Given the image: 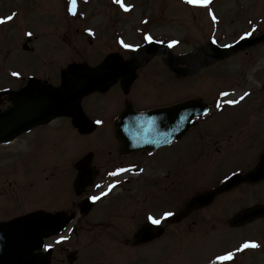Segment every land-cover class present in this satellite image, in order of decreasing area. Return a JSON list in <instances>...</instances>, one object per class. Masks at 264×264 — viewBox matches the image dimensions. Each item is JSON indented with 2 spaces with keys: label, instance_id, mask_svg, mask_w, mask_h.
<instances>
[{
  "label": "flooded vegetation",
  "instance_id": "af4514ba",
  "mask_svg": "<svg viewBox=\"0 0 264 264\" xmlns=\"http://www.w3.org/2000/svg\"><path fill=\"white\" fill-rule=\"evenodd\" d=\"M223 14L227 33L231 37L250 33L249 36L253 38L264 32V0H227ZM258 45L250 49L257 48ZM131 57L122 54L123 61ZM149 65L144 68L147 69ZM142 69L139 68L133 74L130 80L132 84L138 79ZM261 75L262 92L264 74ZM145 77L149 80L155 78L156 74L151 73L149 68ZM49 79L46 71L37 81L21 76L18 86L24 89L32 85L35 91L42 86L49 87ZM153 84L160 86L161 83L154 81ZM110 88L111 86L108 90ZM92 98L93 96L81 100L79 111L90 119L92 130L106 133L92 156L90 154L84 159H69L67 153L54 156L57 146L49 147V144L62 134L61 129H50L51 125H45L34 128L16 140L26 143V152H39L37 161L30 167L13 169L23 160L19 157L22 153L18 155V159H0V227L11 226L32 217L40 218L37 233L42 236L44 243L42 264H122L130 251L140 247L181 240L198 233L212 234L221 229L231 232L248 228L254 231L261 229L264 219L240 229L233 228L231 222L249 207L264 204V181L259 184H237L219 194L211 205L194 211L182 221L171 222L169 217L165 218V214H175L183 208L184 194L206 191L225 179L246 175L258 168L264 153V110L257 112L255 123L258 124L250 125L246 121H237L241 111L245 110L243 108H216L212 112L210 107V114L198 120L181 141L157 151L145 150L133 155H122V146L116 135L119 125L115 121L126 106L132 105L138 111H148L167 106L169 101L166 96L152 102H139L134 98L120 100L119 96L104 98L99 94L95 96L93 103L90 101ZM98 101L102 102L100 108L92 110V105ZM1 102L5 109L9 108L10 101L7 97ZM114 102L118 105L115 109L112 107ZM89 103L91 104L88 105ZM218 117L229 121L228 125L232 129L219 135L224 126L215 124ZM64 120L66 122L63 126L77 127L71 118ZM249 143L250 154L246 159L222 157L224 153L241 149ZM44 145L47 146L46 149ZM211 157L218 161L214 163ZM121 169L125 171L121 172ZM214 169L220 170L215 173ZM127 174L131 175L129 179H126ZM58 177H63L59 183L67 189L64 194L52 197L50 190L42 189V196L50 197L46 202L40 200L41 197L33 199L28 196L35 187L36 180L52 185ZM137 179L142 180V184L134 183ZM111 183H117V187L107 198L100 200L98 204L83 203L97 196L106 184ZM122 195L126 196V200L118 201ZM150 195L167 196L175 204L155 211L140 210L139 202ZM110 199L113 201L108 209L103 214L96 215L95 208ZM107 211L111 213L108 214ZM149 216L161 220L160 225H154L148 231L149 236H157L161 232L163 236L146 244L136 245L141 229L151 224ZM98 217L100 219L94 220ZM57 230L59 232L55 234ZM262 235L261 232L259 237H254L259 247L252 254L260 252L262 256Z\"/></svg>",
  "mask_w": 264,
  "mask_h": 264
},
{
  "label": "rangeland",
  "instance_id": "374dc122",
  "mask_svg": "<svg viewBox=\"0 0 264 264\" xmlns=\"http://www.w3.org/2000/svg\"><path fill=\"white\" fill-rule=\"evenodd\" d=\"M87 1L76 0L75 3L78 17L87 14L85 21L75 18L71 20L73 15L72 0H0V16L6 15L7 22L11 24L5 28L3 24H0V87L6 80L15 91L19 90L15 81L11 79L9 81L5 76H1L3 68H7L8 71L17 69L24 75L36 73L41 76L46 71L51 77L50 83L58 84L59 72L64 67L85 62L92 67L97 62L104 60L101 58L102 55L116 51L119 53L117 49L111 50L112 46L116 47V42H118L113 38L114 35L121 34L132 43H139V38H132V31L126 29V24L135 16L138 20L132 21L133 24H137L139 18H144L140 28L141 33L157 35L165 41H179V44L173 48L175 55L188 53L190 55L195 49L207 46L210 35L215 33L211 31L206 10H204L205 12L194 11L183 6L177 0H120V2L115 0L117 2L115 12L106 7L101 0H91L90 4H85ZM225 5V1L219 4V10L216 6L220 16L222 12H225ZM125 8L129 10L125 11ZM9 16L13 18L9 20ZM0 20L3 18L0 17ZM127 26L134 27L131 23ZM83 28L91 29H87L84 36L80 37L84 33ZM127 28L129 29V27ZM27 30H30L35 37L34 42L33 38L31 43H28L24 38ZM24 31L25 33H23ZM17 34H20V37ZM236 37L232 36L230 40H234ZM133 39L135 40L132 41ZM108 41L109 43L105 45L104 42ZM25 44L32 52L23 51L22 47ZM157 57L152 61L150 67V72L156 74L157 81L153 78L146 80L147 69L143 68L145 69L144 73H142L143 69L139 71V77L128 95L124 94L126 90L115 87L107 94L106 98L119 96L120 100L134 98L139 102H152L156 98L166 96L167 100L176 101L179 97L188 96V99H192L201 96V93L202 95L210 93L208 96L210 99L205 100L213 103L220 97V94L217 95L222 90L236 88L239 93H242L244 90L250 89L253 91V96L242 104L241 108L245 110L241 111L237 121L239 123L246 121L250 125L258 124L255 123L257 112L264 110V91H258L262 87L260 86L263 81L261 74H264V43L254 49L238 51L225 59L224 62L213 64L196 75L183 79L176 78L169 69H166L159 56ZM186 61L191 62V56L187 57ZM191 63H198V61L193 60ZM183 64L186 65V62ZM246 78H251V87H238L246 83ZM154 81L161 82L160 86L154 85ZM136 87L139 88L136 89ZM213 88L214 90L211 91ZM132 91L134 92L132 93ZM2 97L4 96H1L0 99ZM95 100L94 97L90 99L93 103ZM101 104L102 102L98 101L97 104L92 105L91 109L100 108ZM117 106L116 102L112 105L114 109ZM65 122L63 119H59L52 124V128L49 127L55 130L61 129L62 133L49 144V147L57 146L55 148L57 151L53 152L54 156L67 153L71 159H78L95 149L97 143H100L106 134L105 132H83L74 127L68 128L63 126ZM229 123V121H223L221 117L217 118L215 124L224 126L219 135L232 129L228 125ZM25 145L26 143L24 144V141L21 140L10 147L3 148V151L0 149V159H18V155L22 153L19 157L23 160L13 169L30 167L37 161L39 152H26ZM249 146L250 143L241 149L224 153L222 157H225L224 159H246L250 154ZM44 147L46 149L47 146L44 145ZM215 161L218 159H214V163ZM219 170L214 169L215 173ZM62 180L63 177H58L52 185H46L44 181H41V184L36 180L35 187L31 189L28 196L33 199L41 197L40 200L46 202L50 200V197L42 196V189L50 190L52 197L64 194L67 189L59 183ZM142 182L137 179L134 183L142 184ZM158 188L157 186L156 189ZM122 200H126L125 195H122L118 201ZM112 201L113 199H110L98 205L95 208V214H103ZM139 204L142 211H155L162 207L172 206L175 202L167 196L150 195ZM107 213L109 214L111 211H107ZM98 219L100 218L94 220ZM261 232L264 241V225L257 231L244 229L236 232L221 230L212 234L198 233L181 240H168L153 246L132 250L129 255L124 257L122 264H202L229 247L237 249L239 246L237 241H243L246 237H259ZM246 258L250 264H264V258L260 254H248Z\"/></svg>",
  "mask_w": 264,
  "mask_h": 264
},
{
  "label": "water",
  "instance_id": "95a60500",
  "mask_svg": "<svg viewBox=\"0 0 264 264\" xmlns=\"http://www.w3.org/2000/svg\"><path fill=\"white\" fill-rule=\"evenodd\" d=\"M264 36L260 39L247 42L251 45L256 42L263 41ZM152 52V51H149ZM168 54L169 66L179 75L186 76V71H180L175 68L176 60ZM224 52L218 51L216 58L224 57ZM137 64L133 61L125 66H120L115 63H110L103 66L100 69L92 71L74 72V76L71 81L65 82L63 91L55 90H41L40 94L34 96L30 89L24 90L22 93H16L12 95L14 107L7 112L0 113V141H10L21 133L31 129L37 124L47 123L51 119L57 116L71 115L77 120V124L84 130L88 129L86 122H84L77 114V107L80 99L95 90L107 86L109 83L115 82L121 77L129 76L136 68ZM116 68H119L116 70ZM113 70L114 73H108L107 70ZM197 103L189 102L184 105L177 106L168 110H158L146 117H164L169 114H177L183 108H193ZM176 111V112H175ZM179 114V113H178ZM195 115H190L192 118ZM142 122H145V117L138 116ZM163 123V122H161ZM191 121L187 118L181 122L182 126L179 130H182L190 125ZM183 130V131H184ZM174 134H176L175 131ZM182 136V134H181ZM223 188H227L226 186ZM229 188V187H228ZM217 193H211L205 196H199L193 199L184 211V214L180 218L189 214L195 207L203 206L210 203ZM264 216V208H254L246 213L244 217L237 219V222H249L255 218ZM35 220L23 223L21 227L13 228H0L1 237L6 236L15 237L12 242H0V264H32V260L28 259V255L35 252L38 247H35V239L31 242L26 238V234L19 232V228L26 229L30 227ZM18 234L23 235V239L18 237ZM142 236V235H141ZM140 236V237H141ZM39 236L37 235V238ZM146 235L141 237L139 242H145ZM40 259L37 260V264H40Z\"/></svg>",
  "mask_w": 264,
  "mask_h": 264
},
{
  "label": "snow or ice",
  "instance_id": "6c2138e0",
  "mask_svg": "<svg viewBox=\"0 0 264 264\" xmlns=\"http://www.w3.org/2000/svg\"><path fill=\"white\" fill-rule=\"evenodd\" d=\"M117 2H120V0H117ZM188 3L190 4H194V5H198V6H203V7H207L210 3H211V0H187ZM75 3H76V0H72V4L73 6H75ZM123 7V5H121ZM129 9L125 8V11H128ZM13 17L9 16L8 19L11 20ZM215 16L213 15V20H215ZM7 21L5 20H0V24H3V23H6ZM29 35H31V33H29ZM250 35V33H249ZM149 41L151 42V37H148ZM172 45H170L171 47ZM125 47H127V45H125ZM224 96H227L229 95L228 93H223ZM247 95V94H246ZM244 99V96H241L240 97V100H243ZM240 101H229V103L231 104H236V103H239ZM217 107H219V105H217ZM121 172L125 171L124 169H121L120 170ZM119 173H112V175H118ZM111 187H115V185H112ZM111 187L109 190H111ZM107 194V193H105ZM100 199V197L98 196H95V197H92V200L93 202H95L96 200ZM172 213H166L165 214V218H168L169 216H171ZM148 221L153 224V225H160L161 224V220L160 219H156V218H153L151 216L148 217ZM259 247V245L257 244H244L243 245V248L244 249H248V248H257ZM233 256L234 254L233 253H228L227 255H221L219 257H217L218 261L221 262V264H223L224 261H229V260H232L233 259Z\"/></svg>",
  "mask_w": 264,
  "mask_h": 264
},
{
  "label": "bare ground",
  "instance_id": "6f19581e",
  "mask_svg": "<svg viewBox=\"0 0 264 264\" xmlns=\"http://www.w3.org/2000/svg\"><path fill=\"white\" fill-rule=\"evenodd\" d=\"M100 202H101V201H100ZM100 202H99V203H100ZM97 204H98V203H97Z\"/></svg>",
  "mask_w": 264,
  "mask_h": 264
}]
</instances>
